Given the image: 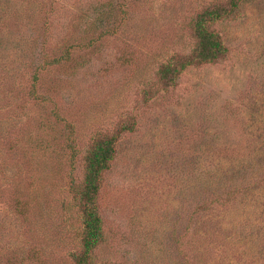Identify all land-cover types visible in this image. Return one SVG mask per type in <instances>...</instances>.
Listing matches in <instances>:
<instances>
[{
	"label": "rangeland",
	"instance_id": "obj_1",
	"mask_svg": "<svg viewBox=\"0 0 264 264\" xmlns=\"http://www.w3.org/2000/svg\"><path fill=\"white\" fill-rule=\"evenodd\" d=\"M227 1L0 0V264H74L71 182L121 126L95 264H264V0L208 24L222 58L172 72Z\"/></svg>",
	"mask_w": 264,
	"mask_h": 264
},
{
	"label": "trees",
	"instance_id": "obj_2",
	"mask_svg": "<svg viewBox=\"0 0 264 264\" xmlns=\"http://www.w3.org/2000/svg\"><path fill=\"white\" fill-rule=\"evenodd\" d=\"M240 0H228L225 8H209L199 13L192 23V34L195 40L194 47L189 57H185L179 65V70L173 68L172 72L180 73L188 66L200 64H210L222 58L225 48L222 46L217 35L208 30V24L214 20L223 19L236 9ZM58 64V62H51ZM48 65V63H47ZM46 66V63H45ZM169 71V65L161 68L159 74L165 78ZM59 114L55 113V117ZM131 129H124L121 126L118 130L109 135L96 137L91 146L82 155V172L79 182H71V189L74 192L75 205L81 218V252L73 253L71 258L74 264H95L92 253L101 245L103 233L100 216L97 212V193L99 184L102 181V174L109 167V162L113 159L116 152V145L124 132ZM68 150L72 151V160L76 159L77 151L71 147L68 141ZM204 205V203H201Z\"/></svg>",
	"mask_w": 264,
	"mask_h": 264
}]
</instances>
